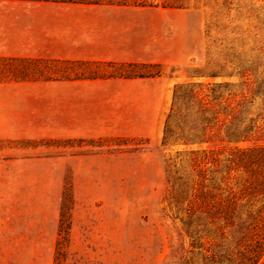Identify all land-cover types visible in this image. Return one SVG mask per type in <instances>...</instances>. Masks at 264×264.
Returning a JSON list of instances; mask_svg holds the SVG:
<instances>
[{"label": "rangeland", "instance_id": "rangeland-1", "mask_svg": "<svg viewBox=\"0 0 264 264\" xmlns=\"http://www.w3.org/2000/svg\"><path fill=\"white\" fill-rule=\"evenodd\" d=\"M186 1L190 6L182 9L98 6L164 12L156 20L166 49L190 56L143 63L159 73L151 89L158 91L161 115L152 129L34 137L6 128L0 137V264H182L190 257L189 240L166 201L167 157L176 148L162 145L165 120L174 86L208 80L197 75L210 71V58L219 59L208 53L218 44L208 34L219 31L209 17L245 15L251 1Z\"/></svg>", "mask_w": 264, "mask_h": 264}, {"label": "trees", "instance_id": "trees-1", "mask_svg": "<svg viewBox=\"0 0 264 264\" xmlns=\"http://www.w3.org/2000/svg\"><path fill=\"white\" fill-rule=\"evenodd\" d=\"M43 1L190 6L186 0ZM250 1L245 15L209 17L219 31L208 34L218 42L208 46V53L219 59L210 58V71L197 75L208 80L174 86L166 116L162 145L176 148L167 157L166 201L190 245V257L182 264H264V0ZM153 67L0 56V83L158 75L150 70ZM220 76L226 79L214 80Z\"/></svg>", "mask_w": 264, "mask_h": 264}, {"label": "crops", "instance_id": "crops-1", "mask_svg": "<svg viewBox=\"0 0 264 264\" xmlns=\"http://www.w3.org/2000/svg\"><path fill=\"white\" fill-rule=\"evenodd\" d=\"M98 6L116 5L0 0V56L137 63L190 57L166 49L156 20L164 12ZM156 84L153 76L2 82L0 137L6 128L34 137L152 129L161 115Z\"/></svg>", "mask_w": 264, "mask_h": 264}]
</instances>
